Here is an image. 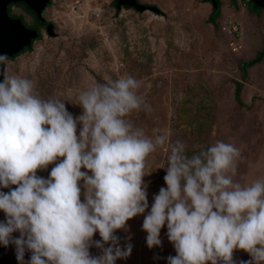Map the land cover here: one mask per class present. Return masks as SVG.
<instances>
[{"label":"clouds","instance_id":"obj_1","mask_svg":"<svg viewBox=\"0 0 264 264\" xmlns=\"http://www.w3.org/2000/svg\"><path fill=\"white\" fill-rule=\"evenodd\" d=\"M0 75V188L9 189L0 191V245L14 246L18 264H115L130 256L133 245L115 233L149 209L146 158L166 143L165 187L142 222L147 247L162 245L166 226L176 253L167 264H235L236 250L250 257L240 264H264V179H233L235 145L217 140L189 154L182 139L134 128L125 118L150 106L131 75L81 91L78 116L65 101L42 97L32 80ZM49 165L47 178L37 175Z\"/></svg>","mask_w":264,"mask_h":264},{"label":"rangeland","instance_id":"obj_2","mask_svg":"<svg viewBox=\"0 0 264 264\" xmlns=\"http://www.w3.org/2000/svg\"><path fill=\"white\" fill-rule=\"evenodd\" d=\"M113 2L51 0L45 18L52 23L53 35L40 29L41 38L30 51L3 62L5 73L32 80L42 97L65 101L74 116L81 113L75 105L81 91L131 75L141 82L138 95L150 106L125 118L134 128L150 137L182 139L189 154L217 140L231 143L240 150L233 179L241 184L264 179V57L245 65L264 50L261 9L248 0H221L220 9L212 7L218 17L209 21L212 10L203 0H139L157 6L164 17L124 8L116 13ZM10 14L32 24L22 6L11 7ZM166 158L167 143L146 158L149 209L116 231L121 245L128 242L133 248L115 264H167V257L176 255L166 226L161 229L162 245L151 249L142 230L153 196L165 187L161 167ZM52 166L37 175L47 178ZM4 219L0 211V221ZM99 239L96 233L93 240ZM89 251L99 254L94 247ZM30 256L26 251L25 261ZM249 259L242 250L233 253L235 264ZM0 264H18L13 245H0Z\"/></svg>","mask_w":264,"mask_h":264},{"label":"water","instance_id":"obj_3","mask_svg":"<svg viewBox=\"0 0 264 264\" xmlns=\"http://www.w3.org/2000/svg\"><path fill=\"white\" fill-rule=\"evenodd\" d=\"M264 11V0H250ZM51 0H0V55L11 57L24 48L31 45V41L37 38V32L27 28L21 19L10 17L8 7L11 3H22L29 11H31L39 23L45 22V10L49 6ZM212 7H217L219 0H209ZM124 7L142 14L149 11L157 16L164 17L165 13L157 6L145 5L137 0H116L115 9L120 10ZM52 26H48L47 31H50ZM5 73V66L0 63V74ZM0 75V81H2Z\"/></svg>","mask_w":264,"mask_h":264},{"label":"trees","instance_id":"obj_4","mask_svg":"<svg viewBox=\"0 0 264 264\" xmlns=\"http://www.w3.org/2000/svg\"><path fill=\"white\" fill-rule=\"evenodd\" d=\"M249 2H250V0H248ZM116 2V0H114V2L113 3H115ZM205 2H208L209 3V0H205ZM115 5V4H114ZM220 5H221V0H219V3H218V5H217V9H220ZM25 7V9L26 10H28V8L26 7V6H24ZM114 8H115V6H114ZM124 9H129L128 7H124ZM217 9H213L212 8V6H211V12H210V14H209V16H208V20L209 21H212V20H214L216 17H218V11H217ZM29 11V10H28ZM120 10H116L115 9V12L116 13H118ZM30 12V11H29ZM8 13L10 14V10L8 11ZM31 13V12H30ZM213 13H215V14H213ZM32 14V13H31ZM33 15V14H32ZM11 16H14V15H11ZM34 16V15H33ZM21 19V18H20ZM48 26H52V23H49L48 24ZM48 26H46V31H47V28H48ZM51 31V30H50ZM47 33H48V35L49 36H51L50 34H49V32L47 31ZM39 37V36H38ZM41 37V36H40ZM31 48H32V45H30L29 47H28V49H23L22 51H20V52H18L17 54H15V55H13V56H11V58H14V57H16V56H18V55H20L21 53H23V52H25V51H30L31 50ZM264 57V50L259 54V55H257L253 60H251V61H249L248 63H245V65L246 66H252V65H254V64H257L262 58ZM239 88H240V84H236V99H237V94H238V91H239ZM238 100V99H237Z\"/></svg>","mask_w":264,"mask_h":264},{"label":"flooded vegetation","instance_id":"obj_5","mask_svg":"<svg viewBox=\"0 0 264 264\" xmlns=\"http://www.w3.org/2000/svg\"><path fill=\"white\" fill-rule=\"evenodd\" d=\"M138 2H139V0H137ZM140 3V2H139ZM51 5V3L49 4V6ZM145 5H147V4H145ZM14 6H22V7H24L25 5L24 4H22V3H11L10 4V6L8 7V11L10 10V8L11 7H14ZM25 8V7H24ZM261 9V8H260ZM246 10H247V8H246ZM28 11V10H27ZM261 11L264 13V11L261 9ZM29 12V11H28ZM31 12V11H30ZM29 12V13H30ZM32 13V12H31ZM30 13V16H31V20H32V24L31 25H28V24H26L25 22H23V20H22V18H21V20H22V22H23V24L27 27V28H29V29H31V30H34V31H36L37 32V35L39 36H37V38L36 39H34V40H32L31 41V44H32V42L33 41H35V40H38V39H40L41 37V34H40V29H43L44 30V32L46 33V34H48L47 33V31H46V26H48V24L50 23L49 21H47L46 20V18H45V22L44 23H39L38 21H37V19H36V17H35V15L33 16L32 14ZM10 16H11V14H9ZM11 17H16V16H11ZM18 18V17H17ZM0 56H3V55H0ZM4 57H6V59H8V58H11V57H7V56H4ZM2 65H4L3 63H1Z\"/></svg>","mask_w":264,"mask_h":264},{"label":"crops","instance_id":"obj_6","mask_svg":"<svg viewBox=\"0 0 264 264\" xmlns=\"http://www.w3.org/2000/svg\"><path fill=\"white\" fill-rule=\"evenodd\" d=\"M203 1H204L203 5L208 6L209 7V11H211V5H210V3L205 2V0H203Z\"/></svg>","mask_w":264,"mask_h":264}]
</instances>
